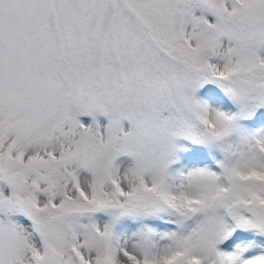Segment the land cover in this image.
Here are the masks:
<instances>
[{"label": "snow or ice", "instance_id": "6c2138e0", "mask_svg": "<svg viewBox=\"0 0 264 264\" xmlns=\"http://www.w3.org/2000/svg\"><path fill=\"white\" fill-rule=\"evenodd\" d=\"M0 264H264V0H0Z\"/></svg>", "mask_w": 264, "mask_h": 264}]
</instances>
